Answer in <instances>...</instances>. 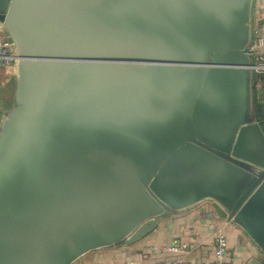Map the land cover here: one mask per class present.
<instances>
[{
  "label": "water",
  "instance_id": "1",
  "mask_svg": "<svg viewBox=\"0 0 264 264\" xmlns=\"http://www.w3.org/2000/svg\"><path fill=\"white\" fill-rule=\"evenodd\" d=\"M253 5L0 0L19 57L0 124V264H75L206 202L264 254Z\"/></svg>",
  "mask_w": 264,
  "mask_h": 264
},
{
  "label": "crops",
  "instance_id": "2",
  "mask_svg": "<svg viewBox=\"0 0 264 264\" xmlns=\"http://www.w3.org/2000/svg\"><path fill=\"white\" fill-rule=\"evenodd\" d=\"M253 31H258V36L264 40V0H254ZM255 74V95L261 113L264 75ZM16 78V66H0V124L5 113L14 106ZM211 210V204L206 202L168 214L159 218L157 228L141 241L131 246L122 244L95 250L75 264H169L178 257H182L183 264H219L213 250L219 231L228 241V264H262L263 251L245 229L232 220L210 217ZM171 245L185 248L183 252L174 253L167 249Z\"/></svg>",
  "mask_w": 264,
  "mask_h": 264
},
{
  "label": "built area",
  "instance_id": "3",
  "mask_svg": "<svg viewBox=\"0 0 264 264\" xmlns=\"http://www.w3.org/2000/svg\"><path fill=\"white\" fill-rule=\"evenodd\" d=\"M254 37L251 46L255 57L253 69L256 73L264 75V40L258 36V31L253 32ZM18 52L16 45L7 31L3 22L0 21V66L9 67L16 66L18 62ZM185 246L171 245L167 249L174 253L184 251ZM214 256L219 264H228L226 256L228 253V241L226 236L219 231L213 243ZM169 264H183L182 257H178Z\"/></svg>",
  "mask_w": 264,
  "mask_h": 264
}]
</instances>
